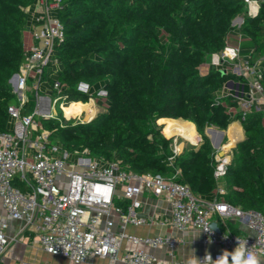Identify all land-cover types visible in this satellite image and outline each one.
<instances>
[{
  "label": "trees",
  "instance_id": "obj_1",
  "mask_svg": "<svg viewBox=\"0 0 264 264\" xmlns=\"http://www.w3.org/2000/svg\"><path fill=\"white\" fill-rule=\"evenodd\" d=\"M36 1L0 0V133L11 130L8 108L19 105L10 79L26 60L25 34L35 22L25 8ZM244 11L240 0H62L55 13L64 33L54 44L58 65L43 69L39 89L45 84L58 98V116L38 120L70 153L88 149L91 156L118 161L140 175L172 178L179 172L176 181L196 197H217L264 215V113L251 110L243 116L234 94H220L230 80L245 81L243 76L216 67L200 70L208 55L230 43L236 32L232 22ZM239 31L246 42L243 54L264 53V0L259 14L247 16ZM80 83L89 85L87 94L78 90ZM101 90L105 96L98 95ZM95 96L105 109L91 121L66 119L61 104L65 110ZM27 98L24 115L33 113L36 91L30 89ZM236 121L244 139L224 175L226 194L218 197L216 151L206 129L227 130ZM188 124L201 140L175 154L169 135ZM14 185L24 188L18 180ZM117 205L127 210L129 201Z\"/></svg>",
  "mask_w": 264,
  "mask_h": 264
},
{
  "label": "built area",
  "instance_id": "obj_2",
  "mask_svg": "<svg viewBox=\"0 0 264 264\" xmlns=\"http://www.w3.org/2000/svg\"><path fill=\"white\" fill-rule=\"evenodd\" d=\"M240 1L245 11L232 22L236 30L241 29L247 16L259 14L262 2ZM61 6L62 0H37L33 7L25 8L35 22L33 44L19 73L10 79L19 100V105L8 108L12 128L0 133V199L5 210L0 216V264H9L6 252L15 238L11 239L7 230L14 221L24 222L45 253L71 264H98V260L106 264H186L187 260L178 255V248L186 245L182 238L172 234L141 236L130 233L129 226L201 231L203 245L216 249L199 254L196 258L200 264H208L207 256L215 261L224 250H234L237 238L247 240V246L264 262L262 213L233 207L217 197L211 201L198 198L189 186L176 181L179 172L172 178L140 175L123 169L118 161L95 158L88 149L70 153L52 141L51 132L38 118L57 117L58 98L40 97L39 89L43 69L58 65L54 44L64 33L55 13ZM239 36L237 45L228 43L216 55L222 64L232 67L231 73L243 76L249 87L245 97H236L237 111H243V116L251 110L264 113V53L250 50L243 56L242 34ZM59 86L57 82L55 88ZM30 89L36 91V107L32 114L24 115L22 107ZM89 89L86 83L78 86L85 94ZM98 95L105 96L106 92L101 90ZM61 108L64 113L62 104ZM173 151L180 153L175 143ZM215 162L217 196L221 197L226 189L220 181L230 161L228 156L216 154ZM15 180L24 188L15 186ZM144 194L164 198L170 214L143 216ZM121 200L129 201L127 210L117 205ZM232 221L240 222L251 233H233L229 226ZM214 222L220 232L212 228Z\"/></svg>",
  "mask_w": 264,
  "mask_h": 264
},
{
  "label": "crops",
  "instance_id": "obj_3",
  "mask_svg": "<svg viewBox=\"0 0 264 264\" xmlns=\"http://www.w3.org/2000/svg\"><path fill=\"white\" fill-rule=\"evenodd\" d=\"M243 14L244 13H242L240 15H243ZM33 31H34V25L31 26L26 31V34H25L26 49H29L33 44ZM234 35H236V33ZM230 43H231V41H230ZM207 66L209 68H207ZM213 67L219 68L221 70H223V69L230 70V68H232L229 64H222L221 60L219 59V57L216 54H210L206 57V60L202 64L200 70L203 71L204 68L210 70ZM231 84H232V82H228L226 84L225 88L220 90V94L224 95V96L234 94L235 91L233 88L236 87V85L232 84V86H231ZM228 86H231V88ZM93 102L95 104L94 100H93ZM65 110H64V113H65ZM67 118H70V117H67ZM234 123H239L240 127L243 129L240 121H236ZM189 125L190 124L182 126L180 132L178 130H176L177 134H172V135H169L168 133L167 134L169 136H175V135L180 136L183 128L185 126H189ZM225 136L229 137V133L227 134V130H226ZM225 136H224V138H225ZM210 137L213 138L215 141H217L218 134L210 133ZM243 138H244V130H243ZM200 140H201L200 136L197 134L196 142H191V143L196 146L199 144ZM174 143L177 145L176 140H174ZM177 147H178V145H177ZM214 149H215V147H214ZM183 150H184V148L180 149L179 150L180 153ZM220 185L225 187L224 180L220 181ZM142 202H143V209H142L143 216H152L156 213L165 214V215L170 214V205L164 198H160V197L158 198V197H153L149 194H144L142 196ZM4 214H5V210L3 208V204H2V201L0 199V216H4ZM216 218H217V216H215L214 220ZM231 223H232L231 225H233V227L237 230L238 234H250L251 233L249 231V229H247L245 226H243L240 222L232 221ZM127 229L130 233H134V234L141 235V236H143V235H154L155 236V235L172 234L174 236L182 238L184 240L183 244H186V245L178 248V255L181 259H184V260H188V258L191 256L197 257L199 254H202L203 252H206V251L207 252H213L216 249L213 246L203 245V242H202L203 234L199 230L188 229L186 231H181V230H178V229L172 228V227H158V226H152V227L129 226ZM230 229H231V227H230ZM7 234L11 239L15 238V240L11 242L9 249L6 252V259H7V262L9 264H23L25 262L26 263H32V264H48L47 260H48V257L50 255L45 253L39 247V245L36 242V239L33 236V234H31L25 228L24 222H22V221L12 222L9 229L7 230ZM97 263L98 264H106V262H104L102 260H98ZM69 264H71V263L69 262Z\"/></svg>",
  "mask_w": 264,
  "mask_h": 264
},
{
  "label": "rangeland",
  "instance_id": "obj_4",
  "mask_svg": "<svg viewBox=\"0 0 264 264\" xmlns=\"http://www.w3.org/2000/svg\"><path fill=\"white\" fill-rule=\"evenodd\" d=\"M235 33H236V35L232 36L230 41L232 44L237 45L239 43V39H240L239 34H241V33H240L239 29H237ZM242 44L245 46L246 42H242ZM246 54H248V53L243 54V56H246ZM207 68H209V67L207 66ZM207 71H209V70L204 68L203 71H201V72L206 73ZM230 82H232L233 85H236V87L233 88L235 91L234 94L236 97L243 98L246 96L245 93L249 90V87L247 86L245 81L230 80ZM232 84H231V86H232ZM231 86H228V87L231 88ZM11 87H12V85H11ZM12 89H13V87H12ZM45 89H46L45 84H43L41 87V91H40V97L41 96H43V97L50 96L49 93H47V91ZM50 98L54 99L52 96H50ZM96 99H98V97L95 96L94 101H95L96 105L94 104V102L92 100L89 101V103H92L93 109L95 111L93 116H91V117L96 116L100 111H103L105 109V106L101 107L100 105H98L96 103ZM105 104H107V101H105ZM235 109L237 110L238 108H235ZM56 110H57V106H56ZM51 111L54 113V107H51ZM85 113H86V111H84L82 114H80V116L76 117L75 119L74 118L72 119L71 116H69V117L73 121H85L86 119H89V117ZM65 116H68V115L65 114ZM228 129H227V134H228ZM227 136H225L226 139L222 141L220 147L215 148V151H216V154H218L220 157H222L224 155L228 156V159L231 162L232 160H234L236 158V156H235L236 154L234 151L235 147L231 146L227 150H222L225 145H228L231 143L230 137H227ZM170 138H173V140H176L179 150L183 148V145H184V149L187 146L193 145L190 141L186 140L184 137L179 136V135H175V136L170 137ZM209 138H210V136H209ZM47 261H48V264H69L68 260L62 259L59 257H55V256H49Z\"/></svg>",
  "mask_w": 264,
  "mask_h": 264
},
{
  "label": "clouds",
  "instance_id": "obj_5",
  "mask_svg": "<svg viewBox=\"0 0 264 264\" xmlns=\"http://www.w3.org/2000/svg\"><path fill=\"white\" fill-rule=\"evenodd\" d=\"M237 246L229 252L224 250L222 254L213 261L210 256L206 257L208 264H264L261 257L251 247L247 246V240L237 238ZM186 264H200L195 256L188 258Z\"/></svg>",
  "mask_w": 264,
  "mask_h": 264
},
{
  "label": "bare ground",
  "instance_id": "obj_6",
  "mask_svg": "<svg viewBox=\"0 0 264 264\" xmlns=\"http://www.w3.org/2000/svg\"><path fill=\"white\" fill-rule=\"evenodd\" d=\"M84 111H86L85 114L89 118H91V116H93V114L95 112L93 109L92 103H88V104L78 103V104L71 105L69 109L65 110V114L68 115L67 117H69V116L75 117L77 115L82 114ZM65 114H64V116H65ZM67 119H70V118H67ZM228 133H229V137L231 138L230 139L231 143L228 145H225L222 150H227L231 146H235L237 141L243 138V129L240 127L239 123L231 124L229 126ZM180 136L184 137L186 140H188L190 142H196V140H197V132L195 131V129L191 125L185 126L183 128Z\"/></svg>",
  "mask_w": 264,
  "mask_h": 264
},
{
  "label": "water",
  "instance_id": "obj_7",
  "mask_svg": "<svg viewBox=\"0 0 264 264\" xmlns=\"http://www.w3.org/2000/svg\"><path fill=\"white\" fill-rule=\"evenodd\" d=\"M225 73H226V71L223 70V71H222V74H225ZM94 117H95V116H94ZM94 117H91V118H89V119H86L85 122L91 121ZM49 118H51V117H45L44 119H49ZM210 133L218 134V139H217V141H215L213 138H210V140H211L212 145H213L215 148L220 147V145H221V143H222V141H223V139H224V136H225L226 130H219V129L215 128V127H208V128L206 129V134L209 136ZM243 139H244V138L238 140L237 143L235 144V146H233V147H236V146H237V145H238ZM196 146H197V145H196ZM183 148H184V145H183ZM181 152H182V151H181ZM211 226H212V228H213L214 230H216L217 232H220V228L218 227V225H217L215 222L212 223Z\"/></svg>",
  "mask_w": 264,
  "mask_h": 264
}]
</instances>
